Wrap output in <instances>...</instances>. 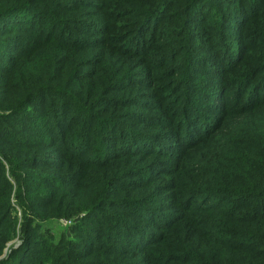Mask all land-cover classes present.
<instances>
[{
  "label": "trees",
  "instance_id": "obj_1",
  "mask_svg": "<svg viewBox=\"0 0 264 264\" xmlns=\"http://www.w3.org/2000/svg\"><path fill=\"white\" fill-rule=\"evenodd\" d=\"M10 1L0 0V21L23 20L21 15L28 10L34 15L31 18L55 25L52 21L56 20L46 13L48 0ZM83 1L82 5L90 7L83 11L87 18L74 19V26L67 25L64 33L57 25L46 28V22L39 20L35 30L28 28V35L14 38L17 46L10 47L13 38L2 43L9 53L0 57L5 60L0 65V253L15 233L16 220L9 206L13 183L20 209L28 219L22 226V245L12 252L17 259L9 264H72L82 259L80 264H264V88L260 86L264 85V0ZM100 2L105 6L96 4ZM78 6L67 3L62 8L74 12ZM109 10L116 19L125 14L136 19L133 25L143 24L142 29L135 26L136 41L132 40L131 46L140 48L144 60L150 56L160 59L148 52L145 40L176 44L167 50L158 67L182 53L189 72L195 69L192 65L202 49L213 54L214 65L222 70L212 71L209 81L226 75L234 104L213 132L210 163L196 171L171 172L169 180L159 185L152 181L141 194L161 210H152L150 216L142 218L146 229H153V221L160 220L158 233L145 230L148 240L136 238L137 247H130V252L116 247H112L114 252H103L95 238L83 236L80 239L88 246L83 257L76 249L79 240H65L64 244L61 239L66 253L57 256L53 237L42 230L47 221L76 218L104 204L121 207L123 203L113 189L126 169L114 168L111 159V174L107 176L100 159L90 160L94 150L102 146L121 149L116 139L122 132H114L118 120L113 109L126 107L130 99L117 105L109 92L115 78L124 77L123 71L115 75L118 68L112 66L108 55L100 62L102 70H108L105 78L103 71L97 74L96 70L77 69L79 63H99L103 53L86 58L80 51L94 43L89 39L93 30L110 34ZM13 13L17 15L11 16ZM173 14L181 18V40L176 38V28L172 40L160 27L162 19ZM145 27V36L139 37ZM77 28L89 30L88 39L80 41L68 34ZM74 47L76 55L72 53ZM98 47L99 43L93 50ZM101 77L104 81H99ZM76 156H84L83 165L89 166L86 170L78 166L77 174L86 171L84 179L95 183V189L75 182ZM138 166L131 172L145 173ZM80 222L72 227L84 234ZM113 223L122 227L114 218Z\"/></svg>",
  "mask_w": 264,
  "mask_h": 264
},
{
  "label": "rangeland",
  "instance_id": "obj_2",
  "mask_svg": "<svg viewBox=\"0 0 264 264\" xmlns=\"http://www.w3.org/2000/svg\"><path fill=\"white\" fill-rule=\"evenodd\" d=\"M10 2L23 3L21 0H11ZM48 2L50 6H47L46 13L52 15L51 19L57 21L52 22L63 33L67 25L74 26V19L87 18L83 11L90 9L88 5L81 4L85 2L83 0H48ZM67 3L72 6L79 5L75 8L79 10L74 12L64 10L62 7ZM96 4L105 6L102 2ZM119 5L120 3L116 7ZM116 7L114 10L117 13ZM16 15V13H13L11 16ZM173 15L164 17L160 22V27L171 34L169 38L172 40L175 39L172 30L176 28L177 30L174 31L178 34L176 38L181 40V18L177 14ZM21 16L25 19L12 21L11 18H6L0 21V33L6 32V35H0V57L9 53L2 48V43L7 38H13L10 47H15L18 42L14 38L28 35V28L35 30L39 20L46 22V28L55 26L45 19L31 18L34 15H31L28 10ZM41 16L45 18V15ZM107 16L111 23L110 34L107 35L103 29L93 30L89 39H94V43L86 45L87 48L80 51L86 58L96 56L95 52L98 54L103 53L98 57L99 63L93 66L83 65L89 61L79 63L77 69L81 71L96 70L97 74L103 71L105 78L108 70H102L103 65L100 62L105 55H108L112 66L118 68L115 75L123 71L124 77L118 80L115 78L114 87L109 92L116 99L115 103L117 105H120L119 103L124 99H130L126 107H114L113 109L115 111L114 118L118 120L114 132H122V137L116 139L121 149L118 151L117 147L108 144L95 149L94 155L90 156L91 161L100 159L103 164L102 171L107 176L111 174L108 167L112 166L108 164L111 159H113L114 168L126 169L125 173L121 175L117 187L113 189L117 198L122 200L123 203L121 207L104 204L98 209L79 215L76 218L47 221L42 226V230L47 236L53 237L55 242L52 245L53 251L56 252L57 256L66 253L67 246L61 244V239L64 240V244L65 240H79L80 245L76 249L82 253L80 256L83 257L88 249L86 243L80 239L83 236L95 238V243L100 245L99 248L103 249V252H114L112 247L118 248L121 252H130V247H137L136 238L142 240V242L144 239L148 240L149 237L144 234L145 230H149L150 233H158L156 229L159 228L160 220L153 221V229H146L142 218L150 216L152 210L157 209L159 213L161 210L158 206L150 203V198H146V195L141 194L152 181L159 185L169 180L168 174L171 172L183 174L186 171H196L199 166L210 163L213 156V145L211 144L213 132H216L215 129H218L220 124L225 121V112L232 103L234 104L233 91L228 89L227 79L225 80L226 75L218 76L209 81L211 72H220L222 67L214 65L212 60L214 55L206 49L201 50L197 63L192 65L195 69H191L189 72H186L187 63L184 57L181 56L182 53L175 55L174 59L168 61L169 64L164 67H158L167 50L175 47L176 44L167 46L164 45V42L154 43L145 40L144 43L147 45L148 52H151L150 54H153V57L157 59L160 57V59L158 61L150 59V56L147 60H144L145 55H140V48L135 50L133 49L135 47L131 46L132 40H135L133 32L137 30V27L142 29L143 24L140 22L138 25H133L136 19L125 14L119 15L116 19L115 13L110 10ZM60 25L63 26L62 29ZM146 30L147 27L143 31H139L140 35L138 36H145H142V34ZM89 32L85 28H77L76 32L68 34L84 41L88 39ZM148 33H146V37L149 35ZM139 37L136 38L139 39ZM97 43H99V47L94 51L93 46ZM60 44L62 43L60 42ZM76 52L78 50L74 47L72 49L73 55H76ZM68 56L70 57V55ZM4 61V59H0V65H3ZM218 61L221 60L218 58ZM217 64L220 65V63ZM62 66L63 63H61ZM186 75L189 76L186 77ZM104 78L101 77L99 81H104ZM260 86L264 88L263 84ZM185 98L186 103L183 102ZM134 99H136L135 102L132 101ZM175 129H177V132H175ZM143 142H145V145H142ZM132 155L139 157L130 161L128 156ZM75 160L76 163L73 167L75 182L83 188L95 189L97 187L95 183L84 179L86 171L77 174V167L84 164L85 157L76 156ZM137 165L145 173L140 174L137 171V173H132L131 169L136 168ZM84 166L85 170L89 167L86 164L82 167ZM10 185H12V195L9 198V206L12 209L11 215L16 220L15 233L8 237V242L0 253V263L5 262L8 264L17 259V256L12 252L19 250L22 245V226L25 225L26 219H28L20 209L17 200V187L13 183ZM88 196L92 197L91 194ZM113 218L120 221L122 227L116 228ZM79 221L81 222L78 224L83 225L84 234L74 232L72 227ZM110 238L117 239L119 243L113 242V239L110 240ZM25 257L22 259H25ZM81 262H83V259L71 261L72 264H80Z\"/></svg>",
  "mask_w": 264,
  "mask_h": 264
},
{
  "label": "built area",
  "instance_id": "obj_3",
  "mask_svg": "<svg viewBox=\"0 0 264 264\" xmlns=\"http://www.w3.org/2000/svg\"><path fill=\"white\" fill-rule=\"evenodd\" d=\"M62 221H64L65 223H69L68 221H66V220H62Z\"/></svg>",
  "mask_w": 264,
  "mask_h": 264
}]
</instances>
